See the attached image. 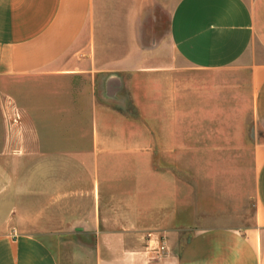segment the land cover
Instances as JSON below:
<instances>
[{"label": "crops", "instance_id": "1", "mask_svg": "<svg viewBox=\"0 0 264 264\" xmlns=\"http://www.w3.org/2000/svg\"><path fill=\"white\" fill-rule=\"evenodd\" d=\"M201 119L253 128L242 200L174 177ZM0 264H264V0H0Z\"/></svg>", "mask_w": 264, "mask_h": 264}, {"label": "rangeland", "instance_id": "2", "mask_svg": "<svg viewBox=\"0 0 264 264\" xmlns=\"http://www.w3.org/2000/svg\"><path fill=\"white\" fill-rule=\"evenodd\" d=\"M184 75L181 76V83L179 84L182 88V98H193L198 97L202 99L217 97V91L215 89L210 88V82L208 78L203 75H198L196 78L197 90L190 88V84L188 79L184 80ZM231 83V81H230ZM232 83H236L233 81ZM192 89V90H191ZM239 87L233 86L230 87L229 96L230 99L238 98L237 95ZM195 95V96H194ZM241 99V98H240ZM242 105V106H241ZM202 112H207L205 106ZM236 109V110H235ZM233 110V109H232ZM235 111H240L241 116L244 114V104L237 102L234 104L233 113ZM200 112V113H202ZM237 112V114H238ZM243 112V113H242ZM233 114V117H234ZM13 118V117H12ZM11 118V119H12ZM141 120V119H140ZM19 119L16 121L18 123ZM223 123V121H208L202 120L200 122H184L183 125V136L192 144L193 138H191V129L196 130L197 136V153H184V155L179 154H169V162L171 168L174 167L172 173L176 179H182L186 181V187L188 189V194L194 195L196 192V187L194 183V179L197 177L201 179L200 182V189H203L205 198L214 195L215 202L218 203L222 197L227 194V186L224 184L226 181L227 176H231L234 174V186H235V193L236 199L245 198L248 194L249 190V182L252 180V168H251V151L248 149L243 148V146H248V142L246 143L245 138H242L241 129L243 132L247 131L249 137L253 134V128L248 123L246 119H233L232 120V130H233V146L231 151H221L214 152L211 149L214 147L209 146L210 143H214V141H220V136L215 137L212 136L221 125L219 123ZM11 124V120L9 122ZM165 129L167 128L168 124L164 125ZM176 126L179 128V124H170L168 126L169 130H165L166 133L174 132ZM142 124L137 125V131L142 130ZM207 129L211 130V133H207ZM172 130V131H171ZM189 131V132H187ZM189 133V134H188ZM206 145V147H205ZM209 146V147H208ZM218 148H220L218 146ZM205 150V151H203ZM210 150V151H209ZM228 165V168L226 167ZM180 167V169H179ZM196 167V168H195ZM211 178H214V184H209ZM223 182L224 185L221 183ZM248 182V183H247ZM179 187V186H178ZM180 188V187H179ZM231 192V191H230ZM211 203V202H209ZM212 204V203H211ZM219 204V203H218ZM248 211V209H247ZM250 211V209H249ZM248 211V212H249ZM248 215V213H247ZM246 215V216H247Z\"/></svg>", "mask_w": 264, "mask_h": 264}, {"label": "built area", "instance_id": "3", "mask_svg": "<svg viewBox=\"0 0 264 264\" xmlns=\"http://www.w3.org/2000/svg\"><path fill=\"white\" fill-rule=\"evenodd\" d=\"M18 120V116L14 113L13 118L11 119V124L15 123ZM159 250H162V247L158 248Z\"/></svg>", "mask_w": 264, "mask_h": 264}]
</instances>
